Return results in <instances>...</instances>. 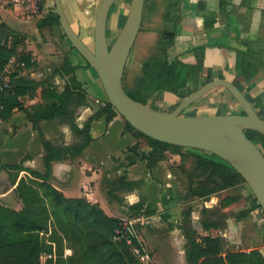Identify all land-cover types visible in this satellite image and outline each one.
Listing matches in <instances>:
<instances>
[{"label": "crops", "instance_id": "obj_1", "mask_svg": "<svg viewBox=\"0 0 264 264\" xmlns=\"http://www.w3.org/2000/svg\"><path fill=\"white\" fill-rule=\"evenodd\" d=\"M61 1L73 30L92 47L101 0ZM124 3L115 0L112 4L106 21L107 37H116ZM179 12L169 55L194 62L192 50L204 46V77L233 82L264 119V64L248 84L237 79L235 71L237 50L248 48L254 58L264 61V0H225L223 9L220 0H181ZM55 14L54 0H42L37 13L12 5L0 7V24L10 30L7 43L14 49L11 70L1 71L0 79V204L22 208L15 191L21 177L29 178L42 195L40 184L48 183L64 197L83 198L118 219L132 218L128 206L141 202V211L153 212L139 215L133 224L134 235L147 256L144 262L149 264H188L180 225L184 211L190 208L189 223L199 235L220 236L225 249H257L264 257V216L260 206H254L255 197L245 182L213 193L206 201L186 198L179 152L167 151L165 159L149 167L141 156L148 149L145 138L128 128L121 115L110 121L105 115L91 119L103 107L104 90L95 70L71 45L59 21L48 20ZM18 81L24 84L16 86ZM48 90L68 92V114L33 124L20 107L31 109L53 101ZM190 92V88L182 89L172 98L177 100L174 107ZM185 110L184 115H218L237 113L240 107L226 88L216 87ZM89 120V141L77 152L75 148L85 135L73 125L82 129ZM43 139L51 143L50 152L57 156L50 162L46 179L31 174L46 173L44 158L50 152L45 151ZM134 145L139 146L133 153L130 147ZM129 158L134 162L128 164ZM183 164L189 167L190 158ZM226 195L237 199L221 208ZM204 207H220L226 213L219 224L223 226L203 230ZM70 253L71 249L65 248V254Z\"/></svg>", "mask_w": 264, "mask_h": 264}, {"label": "trees", "instance_id": "obj_2", "mask_svg": "<svg viewBox=\"0 0 264 264\" xmlns=\"http://www.w3.org/2000/svg\"><path fill=\"white\" fill-rule=\"evenodd\" d=\"M180 1L167 2L162 17L168 25L160 31L157 53L142 60L140 73L134 76L129 86L125 83L126 68L124 71L123 86L127 94L151 107H154V98L160 95L165 99L175 98L182 89L190 88L192 91L208 81L203 75L204 46L192 50L196 57L194 62H186L179 56L169 55V48L176 35V24L180 19ZM220 2L223 9L225 0ZM125 16L126 14L119 15L120 28ZM48 20L50 23H58L56 14ZM9 36H11L10 30L1 23L0 72L14 53L13 46L8 47ZM107 39L111 43V38L107 37ZM252 53L248 48L247 51L237 50L236 77L247 84L254 78L257 68L264 64L262 59L254 58ZM20 83L24 84L18 81L16 86ZM47 92L54 98L53 101L33 105L31 109L20 107L33 124H37L42 119H52L59 114H68V92L53 93L50 90ZM41 94L44 97V88ZM2 98L6 103V98L4 96ZM6 106L4 105L3 108ZM117 114L105 98V105L91 119L105 115L106 120L110 121ZM90 120L82 129L73 125L75 131L85 135L84 141L75 148L77 152L89 141ZM127 127L145 138L148 149L142 151L141 156L149 167L165 159L167 151L180 153L182 164L178 167L185 178L186 198L199 197L206 201L213 193L244 183L242 176L215 154L167 144L145 136L129 123ZM246 135L259 145L264 153V135L253 129H247ZM42 143L45 151L50 152L51 143L45 139ZM138 146H131L130 151L136 152ZM182 149L186 152H181ZM56 157L54 152L48 153L44 158L46 173L31 171L33 177L46 179L50 172V162ZM189 158L191 164L186 167L183 163ZM133 162L134 159L129 158L128 164ZM40 186L44 189L43 195L29 178L21 177L15 191L23 203L22 208L15 210L0 204V264H40L42 253L51 254L44 264H149L139 258L131 244L112 238L118 218L107 216L97 204H89L83 198L64 197L48 183H41ZM236 199L237 197L226 195L220 207L223 208ZM253 201L254 206L259 207L256 199ZM141 205V202H137L128 206L133 219H138L140 214L153 212L141 211ZM220 207L203 208L201 219L203 230L223 226L219 224H222V218H225L226 213L221 211ZM190 210L188 208L184 211V219L180 225L186 238L185 256L188 264H264V257L257 249L249 252L231 251L225 249L222 237L210 234L199 235L189 223ZM40 233H48V236ZM130 234L133 238L132 244L142 253L134 235V227L130 229ZM65 248L71 249V253L65 254Z\"/></svg>", "mask_w": 264, "mask_h": 264}, {"label": "water", "instance_id": "obj_3", "mask_svg": "<svg viewBox=\"0 0 264 264\" xmlns=\"http://www.w3.org/2000/svg\"><path fill=\"white\" fill-rule=\"evenodd\" d=\"M115 0H101L97 9L93 45L88 46L69 24L62 1L54 0L59 24L71 45L95 70L108 102L127 123L145 136L171 145L212 153L226 161L244 179L264 216V153L247 135H264L262 119L233 82L213 79L188 93L169 111L142 103L127 94L123 75L140 31L145 0H130L125 20L114 40L107 39L106 21ZM216 87L226 88L240 107L237 113L184 115L182 111Z\"/></svg>", "mask_w": 264, "mask_h": 264}, {"label": "rangeland", "instance_id": "obj_4", "mask_svg": "<svg viewBox=\"0 0 264 264\" xmlns=\"http://www.w3.org/2000/svg\"><path fill=\"white\" fill-rule=\"evenodd\" d=\"M168 1L170 0H145L140 31L131 49L126 65L125 83L128 86L132 84L134 76L140 73L142 60L157 53V41L161 35L160 31L168 25L162 17V11ZM129 2L130 0H125L123 6L124 15L127 13ZM110 41L112 42L113 39L111 38ZM176 102L177 100H172V98L165 99L163 95H160L154 98V107L162 111H168L174 107ZM185 112L186 110L184 109L182 113L184 114ZM185 149L188 148L185 147ZM43 261L44 259L41 257L40 264H43Z\"/></svg>", "mask_w": 264, "mask_h": 264}, {"label": "built area", "instance_id": "obj_5", "mask_svg": "<svg viewBox=\"0 0 264 264\" xmlns=\"http://www.w3.org/2000/svg\"><path fill=\"white\" fill-rule=\"evenodd\" d=\"M41 2L42 0H0V7L12 5V6L22 7L30 13H37L40 10ZM12 61H13V57H10L7 61L8 63H6L3 70H5L6 72H9L11 70L10 64H12ZM1 73L2 72H0V79H1ZM102 104L105 105V101ZM137 220H139V218L133 219L130 217H124V218L119 219L118 223L113 228L112 238L116 241H125L126 243L131 244L132 249L136 253H138L139 258L145 261L147 256L143 252L142 253L139 252V249L132 244L133 238L130 234V229L133 227V224ZM41 257L42 259H44L43 261V264H44L45 260L48 257H51V254L42 253Z\"/></svg>", "mask_w": 264, "mask_h": 264}]
</instances>
